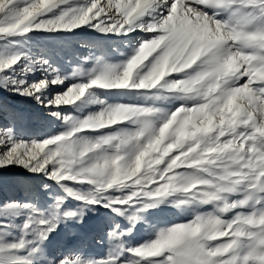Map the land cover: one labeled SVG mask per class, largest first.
Segmentation results:
<instances>
[{"label":"snow or ice","instance_id":"obj_1","mask_svg":"<svg viewBox=\"0 0 264 264\" xmlns=\"http://www.w3.org/2000/svg\"><path fill=\"white\" fill-rule=\"evenodd\" d=\"M81 28L146 35L125 60L90 54V69L70 73L19 39ZM0 89L62 129L26 138L18 124L29 116L0 103V170L56 186L42 185L46 208L35 193L0 199V264H264V0H0ZM96 89L152 103L108 104ZM170 101L180 104L157 106ZM87 104L101 108L75 114ZM162 204L192 219L147 224L150 238L133 244ZM97 209L111 216L93 222ZM93 233L107 243L99 257L80 247Z\"/></svg>","mask_w":264,"mask_h":264},{"label":"rangeland","instance_id":"obj_2","mask_svg":"<svg viewBox=\"0 0 264 264\" xmlns=\"http://www.w3.org/2000/svg\"><path fill=\"white\" fill-rule=\"evenodd\" d=\"M83 2V0H80ZM146 34L136 32L129 36L102 35L89 28L77 29L74 32H33L28 34V39L19 38L24 48L34 57L48 60L53 66L61 69L65 73H70L72 68L81 65L85 69L93 66L91 60L84 62V58L90 54L93 56H102L106 61L119 63L125 60L132 52L139 40L144 38ZM87 45V46H85ZM39 77V73L34 74ZM75 82V81H71ZM68 83V81H66ZM63 86L52 88L50 95L61 91ZM96 95L105 100L108 104H151V101H145L142 97L135 93H120L117 90L105 91L96 89ZM0 103L8 109H15L19 112L26 113L29 118L18 124L19 131L26 138H37L46 135L55 134L61 131V121L47 115L48 110L42 108L34 100L26 97L15 96L9 92L0 89ZM180 104V101H170L158 103L157 106L173 110ZM101 108L99 104H87L76 115L86 117L89 114L98 112ZM67 111V109H66ZM121 127H132L131 125H121ZM97 133H87L86 135L94 136ZM19 178L23 183H16ZM9 183L5 187L3 181ZM43 184L52 186L48 191L56 188L53 181L42 174H32L26 172L22 168H13L8 171L0 170V199L14 198L27 202L32 199L30 193H35L38 197L36 203L38 207L46 208L50 199L46 195H40L44 192ZM26 185L28 186L26 188ZM210 205H204L200 208L203 213L211 211ZM93 222L106 220L111 213H107L105 209H97L95 212L89 213ZM122 225L127 222L122 217L115 218ZM192 219L190 213L181 212L180 209L171 207L169 204H162L156 209H149L145 213V221L147 223L137 224L132 243H143L150 238V229L147 224H157L159 227L170 226L175 223L187 222ZM23 217L15 220L20 223ZM99 241V243H98ZM82 250L89 256L99 257L104 254L107 248L106 240L102 239V234L93 233L92 236L84 239L80 244Z\"/></svg>","mask_w":264,"mask_h":264}]
</instances>
